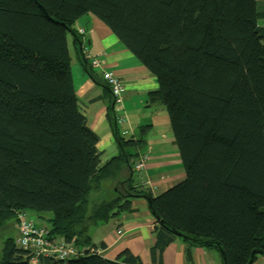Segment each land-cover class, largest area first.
I'll return each mask as SVG.
<instances>
[{"label":"trees","instance_id":"1","mask_svg":"<svg viewBox=\"0 0 264 264\" xmlns=\"http://www.w3.org/2000/svg\"><path fill=\"white\" fill-rule=\"evenodd\" d=\"M88 13L158 82L148 101L164 105L186 174L165 191L154 194L133 169L147 127L122 136L114 110L121 151L101 161L68 45L73 33L80 51L84 36L73 26ZM262 16L256 0H0V229L20 212L50 214L49 238L73 242L81 255L39 264H147L128 249L114 260L92 251L90 233L145 198L160 220L154 262L180 239L189 264L195 247L218 249L223 264H255L264 256ZM17 238L4 240L0 264H29Z\"/></svg>","mask_w":264,"mask_h":264},{"label":"crops","instance_id":"2","mask_svg":"<svg viewBox=\"0 0 264 264\" xmlns=\"http://www.w3.org/2000/svg\"><path fill=\"white\" fill-rule=\"evenodd\" d=\"M256 6L264 13V0H256ZM258 25L264 29V16L258 20ZM74 28L77 33L83 28L85 34L81 49L79 47L80 51L74 43L73 33L68 35L73 83L87 124L99 136L97 148L101 152V161L104 163L121 151L109 120V112L114 110L116 126L122 136L139 138L140 128L147 127L145 133H141V137L145 136V145L139 155L146 154L148 159L144 169L140 173L135 172L141 183L144 181L150 184V189L152 185H156L153 192L157 194L183 180L186 174L172 136L169 115L160 101H148L149 93L159 87L155 76L94 14L82 16ZM82 56L88 64L91 56L101 58L103 68H92L96 78L85 68L81 61ZM103 69L114 72L125 83L126 93L121 110L114 107L111 89L102 79ZM119 115L124 116V122L117 121ZM94 194V199L99 197L98 193ZM132 207L133 210L124 212L107 223L91 226L92 241L97 245L99 252L106 258L114 260L128 249L148 264H189L185 257L186 245L180 239L165 248L162 262H154L151 247L156 241L153 233L156 218L145 198L134 199ZM36 218L43 221L47 219L46 216L38 218L37 215ZM13 231L14 237L17 238L16 223L13 225ZM100 243H103L104 247H101ZM192 264H223V258L218 249L195 247ZM255 264H264V256H258Z\"/></svg>","mask_w":264,"mask_h":264},{"label":"built area","instance_id":"3","mask_svg":"<svg viewBox=\"0 0 264 264\" xmlns=\"http://www.w3.org/2000/svg\"><path fill=\"white\" fill-rule=\"evenodd\" d=\"M81 34H85L84 29H81ZM89 66L91 68H103V62L100 58L91 56ZM102 79L111 89L114 98V107L117 110H121L126 93L125 83L114 72L106 69L102 70ZM117 121L119 123L124 122V116H117ZM147 159L148 155H141L134 165V170L140 173L146 166ZM17 221L19 231L17 244L26 250L29 255L30 264H38L41 257L67 260L81 255V252L78 251L73 242H67L64 239H50L48 235L49 229L47 227L37 226L27 217L25 212L18 214Z\"/></svg>","mask_w":264,"mask_h":264},{"label":"rangeland","instance_id":"4","mask_svg":"<svg viewBox=\"0 0 264 264\" xmlns=\"http://www.w3.org/2000/svg\"><path fill=\"white\" fill-rule=\"evenodd\" d=\"M82 35V34H81ZM84 36V35H83ZM70 48H71V46H70ZM69 48V49H70ZM98 57V56H97ZM99 58V57H98ZM101 59V58H100ZM172 136H173V132H172ZM180 182V181H179ZM158 191H160V189L158 190ZM27 217L28 218H31V219H33L38 225H41V224H44V225H41L42 227H47V226H49L50 225V223H49V220L48 219H45L44 221L43 220H38L37 218H36V214H35V212L34 211H28L27 212ZM46 217H50V214H47V216ZM15 223H10V224H7V227L6 228H2V229H0V253H1V247H2V245H3V242H4V240L7 238V237H10V236H14V231H13V225H14ZM46 225V226H45ZM154 228H155V226H154ZM153 233H154V229H153ZM119 234L121 235V233L119 232ZM201 248H203V247H201ZM98 252H99V250H98ZM100 253V252H99ZM102 254V253H101ZM135 255V254H134ZM139 257V256H138ZM0 259H1V257H0ZM142 260V259H141ZM143 261V260H142ZM144 262V261H143ZM30 264V263H29ZM39 264V263H38ZM148 264V263H147Z\"/></svg>","mask_w":264,"mask_h":264},{"label":"bare ground","instance_id":"5","mask_svg":"<svg viewBox=\"0 0 264 264\" xmlns=\"http://www.w3.org/2000/svg\"><path fill=\"white\" fill-rule=\"evenodd\" d=\"M88 14H91V13H88ZM79 20V19H78ZM77 22V21H76ZM75 25V24H74ZM73 28H74V26H73ZM81 29H83V28H81ZM81 29H79V34H81ZM74 31L76 32V30H75V28H74ZM92 251H97L98 252V249H92Z\"/></svg>","mask_w":264,"mask_h":264},{"label":"water","instance_id":"6","mask_svg":"<svg viewBox=\"0 0 264 264\" xmlns=\"http://www.w3.org/2000/svg\"><path fill=\"white\" fill-rule=\"evenodd\" d=\"M153 213V212H152ZM153 215H154V213H153ZM155 216V215H154ZM155 218L157 219V220H159L156 216H155ZM160 221V220H159ZM179 236H182V234H180V233H177ZM250 264V263H249Z\"/></svg>","mask_w":264,"mask_h":264}]
</instances>
